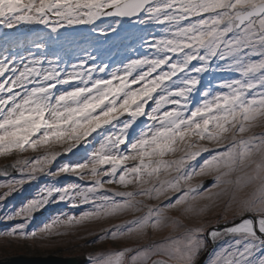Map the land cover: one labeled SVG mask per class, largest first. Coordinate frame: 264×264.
I'll list each match as a JSON object with an SVG mask.
<instances>
[{
    "label": "snow or ice",
    "instance_id": "6c2138e0",
    "mask_svg": "<svg viewBox=\"0 0 264 264\" xmlns=\"http://www.w3.org/2000/svg\"><path fill=\"white\" fill-rule=\"evenodd\" d=\"M130 22L120 66L41 51ZM0 28V237L106 223L91 243L123 246L88 264H264V0H0Z\"/></svg>",
    "mask_w": 264,
    "mask_h": 264
},
{
    "label": "rangeland",
    "instance_id": "374dc122",
    "mask_svg": "<svg viewBox=\"0 0 264 264\" xmlns=\"http://www.w3.org/2000/svg\"><path fill=\"white\" fill-rule=\"evenodd\" d=\"M97 23H101V21H97ZM121 23L123 24V21H121ZM75 28L82 30H70L68 37L62 38L58 43H46L45 48L41 50L48 52V59L50 60L56 59V56L51 54L52 52H55L58 56L62 57L64 62L69 64V71L71 70V64H78L80 59L87 56L89 53L97 57V62L103 60L105 62L112 63L114 66H120L119 62L121 60L127 62L126 57H136V53L133 51L134 49L137 51L142 50L139 47L140 36L142 33L131 22L124 24L123 28L118 31V34L109 32V39H104L99 32L90 34L87 30L88 26L81 25L75 26ZM5 31L10 30L0 28V33ZM26 35L29 38H32L35 35V32L29 31ZM40 35H43V33ZM12 38H15V32H12ZM5 46L3 37L0 36V52L3 51ZM84 49H87V51H84ZM32 51H36V49L32 48ZM23 54L27 55V52H24ZM2 58L3 56L0 55V59ZM61 66L63 67V65ZM85 67L90 68L91 62H89ZM8 163H10V160L0 158V166H4ZM13 175L15 174L12 173V175L8 177L0 176V182L5 179H10ZM39 186L40 184H37L36 187L25 185L27 191L14 194L13 197H9L7 201L8 206L19 207L27 199H30L35 195ZM7 210V208L0 209V215H3ZM68 211L69 208L63 204L50 205L46 210H41L35 214L29 228H37L41 226L42 223H44L50 216L60 212L67 213ZM125 219H127V217H125ZM14 223L15 222L0 221V232L9 230L14 226ZM105 226H107L106 223H91L85 226H77L68 235L55 237L45 241L18 240L10 237H0V261L7 262L9 259L21 256L27 258H48L49 256L63 259L77 257L86 258L89 254H95L110 248L122 247V244L110 241L97 244L91 243L95 237L89 236L88 231L99 230V228ZM83 264H88V261L86 260Z\"/></svg>",
    "mask_w": 264,
    "mask_h": 264
},
{
    "label": "water",
    "instance_id": "95a60500",
    "mask_svg": "<svg viewBox=\"0 0 264 264\" xmlns=\"http://www.w3.org/2000/svg\"><path fill=\"white\" fill-rule=\"evenodd\" d=\"M102 20L108 21L110 18H102ZM12 173L17 175L14 171ZM85 261V257L63 259L53 256H49L48 258H27L21 256L9 259L7 262L0 261V264H83Z\"/></svg>",
    "mask_w": 264,
    "mask_h": 264
}]
</instances>
